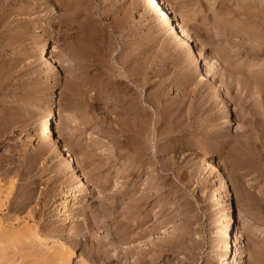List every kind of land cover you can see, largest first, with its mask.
Masks as SVG:
<instances>
[{
	"label": "rangeland",
	"instance_id": "1",
	"mask_svg": "<svg viewBox=\"0 0 264 264\" xmlns=\"http://www.w3.org/2000/svg\"><path fill=\"white\" fill-rule=\"evenodd\" d=\"M7 1L0 9L1 220L17 219V228L33 225L42 236L59 239L62 256L74 251L70 264H264V0H163L209 72L203 81L173 33L149 30L140 0H49L54 10L47 15L31 2L24 17L16 0ZM45 42L59 73L37 57ZM216 84L230 116L225 120ZM149 94L180 107L184 128L180 149L161 154L177 173L157 164V176L150 169L134 184L137 192L148 183L170 186L148 190L154 195L145 206L150 216L136 215L140 229L129 217L136 191L116 206L117 177L127 184L131 178L117 175L129 160L124 156L117 165L111 129L121 97L144 100ZM51 108L52 134L71 153L88 188L68 220L55 211L77 182L62 158L43 146L41 126ZM204 161L215 163L219 174L210 175ZM213 177L226 186L217 185L224 204L214 199ZM228 209L242 235V255L233 251L224 263L220 231ZM26 250L10 264H44L50 253L37 246L36 254H47L39 261Z\"/></svg>",
	"mask_w": 264,
	"mask_h": 264
},
{
	"label": "bare ground",
	"instance_id": "2",
	"mask_svg": "<svg viewBox=\"0 0 264 264\" xmlns=\"http://www.w3.org/2000/svg\"><path fill=\"white\" fill-rule=\"evenodd\" d=\"M140 1L142 3L143 8H144L145 17L146 16L149 17L150 21L152 22V23L151 22L147 23L148 26H149L148 27L149 30H151V31L155 30L156 32H167V31H169V33H173L175 38L178 40L179 45L181 46L182 50L186 51V52H188V53H190L192 55L193 69L195 70V73L197 72V74H200V80L203 81V80H206L207 78H209L210 77L209 76V72L206 71V70H203L201 68V66L198 64V58L196 57V50L194 49V47L190 43L191 40H190L189 36L183 30V28L181 26L182 23L180 24L178 22V19L172 15V12H169L166 9L163 0H140ZM31 2L32 3H38L37 4L38 8H40V7L42 8L41 10L38 9V10H40L39 13H46V15H47L48 13L50 14L54 10V7H52V5L49 3V0H16L14 5L17 7L18 11L21 12V13L19 12V16H21L20 14H27V10L31 6V4H30ZM8 4H10V2H8L7 0H0V9H2L4 6H6ZM1 14H0V16H1ZM32 16H34V15H32ZM2 17H3V15H2ZM21 17H24V16H21ZM59 19L60 18H58L57 20L59 21ZM151 24L152 25L154 24V27H150ZM65 29H66V27H65ZM82 35H83V33H82ZM72 43H74V42H72ZM81 47H83V45ZM53 49H56V48H53ZM71 50H72V48H71ZM51 53H54V50L50 51V45H48V43L45 42V43L39 45V48L37 49V53L36 54H37V57L41 58L40 60H42L43 62L46 63L47 67H51L52 68L51 70H53V72L57 73L58 70L56 69V62L54 60L55 58H54V56H51ZM112 60H114V59H112ZM43 62H41V64ZM138 72H139V70H138ZM118 74H116V75H118ZM140 74H143V73H140ZM79 75H81V74H79ZM129 75L130 74H128L127 75L128 77H126V78H129ZM146 76H148V75H146ZM119 77H122V75H120ZM141 77H143V76H141ZM86 78H88V77H86ZM115 78L116 77L114 75V79ZM136 79H137V77H136ZM118 82L116 84H118ZM136 82H138V81L137 80L133 81V83H136ZM112 83L114 84L115 82H112ZM138 86H140V85L137 84L136 87H138ZM110 88H111V86H110ZM126 89H128V87ZM116 92H118V91H116ZM215 92H216L217 97L219 99V104H217L218 105L217 108H218L219 111H221L220 114L224 118L223 120H225V118H227V116H229L228 115V109H227L226 104L224 103V100L220 98V95H219L220 87L217 84L215 85ZM113 93H115V91ZM122 93H124V92H122ZM127 93H128V91H127ZM157 93L159 94L160 92H157ZM126 94H124V95L126 96ZM109 97H111V96H109ZM119 97L120 96H118V98ZM121 98H120V100L117 99L118 103H116L115 108H114V112H113V115H114L113 121H114V123H113L112 129H111L112 143H113L112 147H113V151H114V155H115L116 160L118 158L117 165H119L120 161L123 159L124 156L128 157L127 159L129 160V164L128 165L126 164L127 166L125 165L124 169H122V168L118 169L119 173L117 175L121 176L122 174H125L124 176H126V178H131V181L127 184L126 180L119 181V178L117 177L116 184L114 185V187L116 186L115 187L116 190H115V193H114V197H115L116 206H117V204L120 202V199H123L124 196H126V194L127 195H131L134 191H136V194L138 193L137 194L138 197H136V195H135V197H136L135 198L134 195H133V197L131 199L129 198L130 201L133 198H135V199L132 200L131 203H129V209H130L129 210V213H130L129 217H130V219L133 217L132 221L134 220V218H136V222H137V226H138V220L139 219H137L138 218L137 216L144 215L145 218L150 216V214L146 211L145 206L148 203L147 201H149L154 195L152 196L150 193H147L148 190L153 189L152 191H156V192L159 191L160 192L165 187L168 188L170 186L168 185L169 183L160 184V185H157V186H154L153 184H152L153 186H150V184L148 183V185H146L144 189L142 188V191L140 190V192H141V194H140V192H137L138 188L135 187L136 185H134V184L136 183L137 179L139 180V178H141L142 175L145 172L148 175L150 169H151L150 172L152 174L154 173L157 176V170H158L157 164H160V168H161L162 171H167V172H170V173L172 172L173 174L177 173V172L175 173V171L173 170V165H170V164H168V162L164 161V159L162 158L161 154L163 152H167V151L171 152L172 150H174L173 148H175L176 151H177V149H180L177 146L180 139H178L177 137L179 135L178 133H180L183 130L184 126L182 125L183 123L181 121H179V118H180L181 114L178 111V109L180 107H178L173 102L172 103L171 102H169V103H167V102L166 103H161L159 101V99L157 98V94H149L148 96H146V99H144V100H142V99L140 100V98L138 100L137 99H131V98H128V97L127 98L121 97ZM167 101H168V99H167ZM142 104L147 105L148 108H150L152 110V112L148 111L145 108H143ZM57 110H59V109H57ZM47 111H49L48 115H47V119L46 118H45L46 120L43 119L44 122H42V126H41V129H42V132H41L42 133L41 134L42 137L41 138H42V141L45 143V145H43V146H45V149H48L49 152H51L54 156H56L58 158L59 157L62 158V161H63L62 163H63L64 169L66 171H68L69 173H71L73 175V177H74V180L77 182L76 188L73 191H71L69 195H67L65 198H63V200L56 207L57 211H55L57 217H64L65 220H68V217L71 214V213L69 214V212L73 209V207H76L81 201H83L82 198H84L85 192L87 191L88 188H87V184H86L85 180L83 179L84 177L82 176V174L79 172V170L75 166L73 156L71 155V153L69 151H67L65 149V146L63 147V145H60V143L57 141L56 138H54V136L52 134L53 130L51 128L50 121L55 116L54 109L51 108V109H49ZM153 116H155V120H153ZM162 140L163 141L166 140V142H162ZM174 145H176L177 147L174 146ZM152 148H154V152L152 150L153 153L151 154V149ZM164 149H165V151H164ZM176 151H174V152H176ZM174 154H176V153H174ZM32 160H34V159H32ZM155 160H157V161H155ZM113 162L115 163V161H113ZM205 167L210 171V175L216 174V173L219 174V169H218V167H217V165L215 163L207 161V162H205ZM120 173H122V174L120 175ZM121 177L123 178V175ZM122 178H120V179H122ZM134 179H136V180L133 181ZM132 181L134 182L133 186L131 187V189L130 188L127 189L126 186L131 184ZM211 182H212L213 190H214V193H215V195H214L215 198L214 199L217 202L220 201V202H222L224 204L225 201L224 202L222 201V196H223L222 192L219 191V188L217 186L221 182V186H223L222 189H224V191H225L226 190V186H225L223 180L222 179H218L217 181H215V179L213 177ZM154 183H156V182H154ZM2 186H3L2 185V181L0 179V203H1V199H2L1 196L4 193L3 192L4 190H3ZM140 187H141V184H140ZM4 189H5V186H4ZM149 192H151V191H149ZM250 195H251L250 193L247 194V198L248 199H249V197L250 198L252 197L253 200L257 201V199L254 198V196H250ZM4 196H5V194H4ZM249 200H251V199H249ZM226 205H228V204H226ZM0 206H1V204H0ZM2 207H3V205H2ZM229 209L227 210L229 215L227 214L226 220H225V222L223 224V227L221 228V231H220L221 236H223L226 239V241L224 240L225 243H224V247H223V253H222V255L219 258L220 261H223L224 263L227 262L226 260L228 258H230V256H231L233 251L238 256L242 255V253L240 252V245H241V242H242V235L237 230L235 231L234 226L236 225V217L234 216L233 212L230 211ZM127 214H128V212H127ZM131 215H132V217H131ZM16 216H17V214H16ZM26 217L28 218V216H26ZM77 217H78L77 213L73 215L74 219L77 218ZM129 217H126V218H128V220H129ZM8 220L9 221H7V220L5 221V219L1 220V218H0V264L1 263L10 264V262H15V261L19 260L20 258L23 259L22 257H19L20 254L18 255L19 258H17L16 254H17V252L19 250H25V249H27L26 252L29 251L30 254L28 253V256L27 255H24V256H27V257H31V256H36L37 257L38 256L39 261H41L40 259H42V257L46 256L47 254L46 255L44 254L43 256L41 254H39V255L36 254L37 246H42V247L48 248L50 250L49 251L50 253L43 259L44 264H55V262H57L58 259H61V262L59 264H70L71 263V260L74 257V251L69 249V250H67L65 256H62V253L59 250V247H61L60 246L61 245V241L59 239L42 236L40 233H38L37 231L34 230L35 227H33V225H32V227H29V225H20L21 224L20 223L19 224L20 227L17 228L16 227L17 226L16 224L18 222L17 219H13L12 220V219L8 218ZM147 222L148 221H146L145 223H147ZM25 223L27 224V222H24L23 224H25ZM140 224H141V222L139 223V225ZM140 226L143 227V225H140ZM140 226H138V228H140ZM20 252L22 253V251H20ZM141 255H143V254H141ZM145 262L142 261L140 263H145ZM20 263H21V261H20ZM28 263L29 262H27L26 264H28ZM13 264H16V263H13ZM30 264H33V263H30Z\"/></svg>",
	"mask_w": 264,
	"mask_h": 264
}]
</instances>
